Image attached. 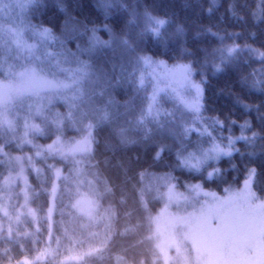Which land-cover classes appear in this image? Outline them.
Wrapping results in <instances>:
<instances>
[{"label":"trees","instance_id":"trees-1","mask_svg":"<svg viewBox=\"0 0 264 264\" xmlns=\"http://www.w3.org/2000/svg\"><path fill=\"white\" fill-rule=\"evenodd\" d=\"M142 59L190 71L195 116L178 114L180 86L152 80ZM28 66L52 82L43 116L20 123L39 125L23 146L40 153L35 217L0 215V264H165L153 233L168 185L224 193L250 179L264 196V0H0V79ZM85 134L86 154L51 147ZM14 137L0 131L2 179L21 153ZM213 140L224 153L205 165ZM81 194L96 201L91 215L74 207Z\"/></svg>","mask_w":264,"mask_h":264},{"label":"rangeland","instance_id":"rangeland-1","mask_svg":"<svg viewBox=\"0 0 264 264\" xmlns=\"http://www.w3.org/2000/svg\"><path fill=\"white\" fill-rule=\"evenodd\" d=\"M147 16L148 29L154 33L161 32L164 21L149 13ZM221 49L224 56L235 52L228 41L222 44ZM141 62L145 70L153 71L152 80L164 79L179 85L174 96L178 114L195 116L202 95L190 71L157 60L142 59ZM141 80L147 81L145 78ZM51 85V80L35 66L25 67L0 79V131L13 134L15 137L8 144L21 150L20 154H14L11 158L16 168L14 172L0 178V215L3 219L21 222L23 216L35 217L29 174L40 171L34 164L40 153L36 151L34 157L23 146L30 143L28 132L39 125L34 122L35 125L32 124L27 131L20 123L28 118L36 121L39 114L43 116L41 103ZM162 111L167 114L165 107ZM163 119L160 121L163 122ZM214 141L212 146L202 150L204 158L200 162H205V165L210 163L211 158L224 153V149H217ZM90 142V134H85L80 140L67 143L56 139L51 147L68 158L88 153ZM24 149L27 151L22 153ZM55 190L56 187L51 196L49 221L54 211ZM74 207L80 214L91 215L95 211L96 201L87 194H81ZM154 218L153 236L165 264H264V196L260 197L254 191L253 180L248 179L235 189L227 188L224 193L203 190L199 184L183 192L170 184Z\"/></svg>","mask_w":264,"mask_h":264},{"label":"clouds","instance_id":"clouds-1","mask_svg":"<svg viewBox=\"0 0 264 264\" xmlns=\"http://www.w3.org/2000/svg\"><path fill=\"white\" fill-rule=\"evenodd\" d=\"M76 219H77V218L74 217L72 222L75 223Z\"/></svg>","mask_w":264,"mask_h":264}]
</instances>
